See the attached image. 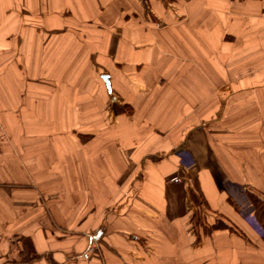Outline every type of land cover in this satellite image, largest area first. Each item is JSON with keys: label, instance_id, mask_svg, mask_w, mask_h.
Returning a JSON list of instances; mask_svg holds the SVG:
<instances>
[{"label": "crops", "instance_id": "1", "mask_svg": "<svg viewBox=\"0 0 264 264\" xmlns=\"http://www.w3.org/2000/svg\"><path fill=\"white\" fill-rule=\"evenodd\" d=\"M246 193L264 0H0V264H264Z\"/></svg>", "mask_w": 264, "mask_h": 264}, {"label": "trees", "instance_id": "2", "mask_svg": "<svg viewBox=\"0 0 264 264\" xmlns=\"http://www.w3.org/2000/svg\"><path fill=\"white\" fill-rule=\"evenodd\" d=\"M115 110L116 109L115 107ZM129 111V108H124L122 109V111ZM248 198L250 199L253 208H254V216H255V220L256 222L264 228V199L261 198L260 196L254 194V193H246ZM204 226V225H203ZM214 229H233L231 226H229L228 224L222 222V221H216L213 224L207 226H204V232H208Z\"/></svg>", "mask_w": 264, "mask_h": 264}, {"label": "rangeland", "instance_id": "3", "mask_svg": "<svg viewBox=\"0 0 264 264\" xmlns=\"http://www.w3.org/2000/svg\"><path fill=\"white\" fill-rule=\"evenodd\" d=\"M178 177V176H177ZM179 181H177V182H175V181H171V179H170V181L171 182H174V183H180L181 182V178L179 177ZM198 212V211H197ZM200 212H198V215L197 216H195V217H193V220H194V222H195V224H194V222H193V227H195V225L196 224H198L197 222H199V221H201V215L199 214ZM199 225V224H198ZM195 230V229H194ZM29 259V258H28ZM9 261V260H8ZM11 261V260H10ZM23 261H25V259L23 260ZM7 263H9V262H7Z\"/></svg>", "mask_w": 264, "mask_h": 264}, {"label": "built area", "instance_id": "4", "mask_svg": "<svg viewBox=\"0 0 264 264\" xmlns=\"http://www.w3.org/2000/svg\"><path fill=\"white\" fill-rule=\"evenodd\" d=\"M179 180H180V179H179V177H177V176L171 178V181H175V182H177V181H179ZM240 191H241V192H244L245 190H244L243 187H241V188H240ZM256 224H257V226H258L261 230H264V228L261 227L257 222H256Z\"/></svg>", "mask_w": 264, "mask_h": 264}, {"label": "water", "instance_id": "5", "mask_svg": "<svg viewBox=\"0 0 264 264\" xmlns=\"http://www.w3.org/2000/svg\"><path fill=\"white\" fill-rule=\"evenodd\" d=\"M103 80L105 81V84L107 86V89L110 91V85L107 75H102Z\"/></svg>", "mask_w": 264, "mask_h": 264}]
</instances>
